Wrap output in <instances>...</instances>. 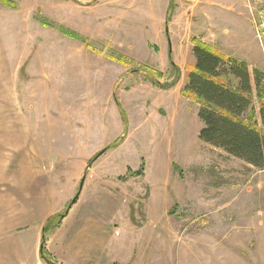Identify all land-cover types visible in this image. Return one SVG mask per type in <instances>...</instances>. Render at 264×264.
Here are the masks:
<instances>
[{
  "label": "rangeland",
  "instance_id": "rangeland-1",
  "mask_svg": "<svg viewBox=\"0 0 264 264\" xmlns=\"http://www.w3.org/2000/svg\"><path fill=\"white\" fill-rule=\"evenodd\" d=\"M8 1L17 7L0 6L10 10L32 8L37 13L38 22L46 28L37 29V43L32 49L41 54L36 60V68L43 65L49 72L48 76L58 82L49 84L48 98L52 100L59 97L62 100L75 94V99L85 104H69V117L63 113V117L67 115L70 118L69 123L80 120L78 116L84 113L92 114L102 101L100 96L103 97L111 73L109 62L103 61L100 55L110 47L107 50L108 60L131 68L133 76L140 77L144 73V76L149 77L150 84L164 90L178 78L182 90L187 69L184 70L183 79L182 74L176 72L173 81H167L171 74H164L166 79L159 82L158 79L161 80L164 75L150 66L162 53L169 57L171 63L172 50H176L179 44L181 51L188 53L193 40H199L224 55L240 60L243 59L242 42L250 43L253 52L246 51L250 55H245L248 60L246 62L245 59V62L252 68L264 71V0H201L194 29L172 25L178 15L173 0H170L171 5L165 0ZM163 4L166 5L165 17L159 23L152 14L158 12ZM243 7L253 22L248 33L241 26L245 20L239 17ZM179 35L186 36L185 41H175ZM26 82V86H30L28 90H0V151L5 152L6 158L12 155L14 141L20 140L14 137V132L28 130L30 125L24 111L28 100L20 101V93L28 91V98L34 97L36 93L33 86L36 87L38 80ZM36 89L41 97L43 91ZM182 99L178 105L167 92L159 93L150 87L134 85L128 95L127 107L123 110L118 101L119 96H115L120 116L125 126L129 127L131 138L125 148L111 157L104 156L92 167L95 172L105 171L107 165L117 170L122 165L130 168L127 175L120 178L124 180V186H119L123 191H118L116 197H126L125 200L133 201L131 216L128 218L127 209H121L116 212L115 219L120 220L119 224L124 229L131 225L130 217L134 218L135 224H143V202L147 197H184L186 201L193 197V204L212 199L210 214L202 209L199 215L192 214L189 217L184 215L185 209L174 201L170 214L164 217V225L177 220L179 214L183 216L180 219L179 215L178 218L182 232L185 230L188 233L189 228L191 231L199 230L209 225L211 231L207 232L206 238L207 245L209 241L212 242L213 264H264V171L201 142L198 134L203 123L198 118L199 104L187 98ZM22 101L23 107L20 105ZM158 110L164 114L159 115ZM146 116L150 117L148 121L145 120ZM160 134L165 135L164 144ZM162 148H165V154L161 153ZM168 152L170 154L167 156ZM170 155L175 163L173 168L171 165L166 168ZM96 157L88 161V165ZM74 160H83V155L74 154ZM175 166L178 169L175 170ZM145 169H148L147 175L144 174ZM40 172L50 178V212L60 210L50 217L52 221L45 233L49 242L46 245L50 253L48 256L54 264L67 263V250H62L59 243L61 240L67 241L68 237L73 240L76 236L79 216L76 210L69 211V215L67 210L80 191L84 169L69 171L68 176L61 171L56 174L55 170ZM6 173L12 176V166L6 171H0V180L4 181L0 184V191L4 188L7 196L12 192V184L5 182ZM51 175H55L52 180ZM165 182L169 184V194L163 191L164 186L161 184ZM83 207H86V203ZM63 216L68 218L64 220ZM253 227L256 231L252 230ZM58 229L60 232H57ZM198 234L195 237L200 238ZM257 245L260 248L258 251ZM253 246L256 248L255 253Z\"/></svg>",
  "mask_w": 264,
  "mask_h": 264
},
{
  "label": "crops",
  "instance_id": "crops-1",
  "mask_svg": "<svg viewBox=\"0 0 264 264\" xmlns=\"http://www.w3.org/2000/svg\"><path fill=\"white\" fill-rule=\"evenodd\" d=\"M165 1L171 5L170 0ZM174 2L178 15L172 25L189 26L194 29L195 16L201 0H173ZM244 7L239 17L245 20L241 26L247 29L246 33H248L253 22ZM165 9L166 5H161L160 10L154 12L152 17L161 23L165 17ZM36 17L37 13L35 14L32 8L10 10L0 6V90H28L30 86H26V81L35 79L38 80L36 87L43 91V95L39 97L36 87L33 86L36 94L31 98H28V91L20 93L22 96L20 101L28 100L25 104L26 109H23L30 125L28 130L14 132V137L20 140L14 141L11 157L6 158L5 152L0 151V171H6L12 166V176L6 173L7 178H5L6 183L12 184V192L6 196L4 188L0 191V264H48L41 256L42 250L50 255L46 246L49 243L48 236L44 235V229L48 219L60 210L50 212L48 202L52 194V190L49 189L51 182L50 178L45 177L40 171L55 170L56 174L61 171L68 176L69 171L84 169V177L88 167L87 162L109 147L110 150L92 164L78 193L79 197L70 210V212L76 210L79 217H77L75 238L71 240L68 237L67 241L61 240L59 243L62 250H67L65 252L67 263L62 262V264H213L212 242L209 241L207 245L206 238L207 232L211 231L209 225L200 227L199 230L191 231L189 228L188 233L185 230L182 232V225L178 219L179 215L180 219L183 217L181 214L177 215V220L164 225V217L170 214L174 201L182 206L179 205L180 208L185 209L184 215L189 217L192 214L199 215L202 209L209 211L210 214L212 199L197 200L198 203L193 204L195 201L193 197L190 199L186 197L187 201L184 197H147L143 202L142 213L146 222L144 220L143 224H135L134 218L130 217L131 225L128 229H124L120 226V220L115 219V214L121 209H127L129 218L133 201L125 200L126 197H116V193L123 191L119 186H124L122 179L130 168L122 165L117 170L116 167L107 165L105 171L101 172H95L92 168L104 156L111 157L125 148L131 138L129 127L125 126L120 116L115 96H119L118 101L124 110L128 104V95L134 85H138L150 87L159 93L167 92L179 105L184 100L180 93L181 82L164 90L150 84L149 77L144 76V73H140V77L133 76L131 68L114 64L115 62L107 59L109 55L107 50L111 47L106 46L105 48L109 49L104 50L100 58L109 62L108 68L111 74L104 87L103 97L100 96L102 101L92 114L84 113L78 116L80 120L69 123V104L84 106L85 104L76 100L75 94L68 95L62 100L59 97L52 100L48 98L49 84L58 82H55L52 76H48L49 72L43 65L39 69L36 68V60L41 54H37L32 46L37 43V29H46ZM185 39L186 36L179 35L175 41L183 42ZM241 45L243 46L241 60L245 62V55H250L246 51L253 52V48L251 50L252 45L245 44L244 41ZM189 48L191 49L188 53L182 52L179 44L176 50H172L173 62L179 74H182V79L184 70L195 61L192 46ZM150 67L160 74H171L168 82L174 80L177 72L172 69L169 57L165 53L158 56V60ZM38 75L41 77H37ZM165 79L164 75L158 80L164 82ZM185 81L186 78L184 84ZM60 83L63 85L62 80ZM20 105L23 107L24 101L20 102ZM157 112L159 115L164 114L162 110ZM63 113L68 117L67 115L63 117ZM149 118L146 116L145 120L148 121ZM32 122H34L33 126ZM144 134L146 135L145 131ZM160 136L164 144L165 135L160 134ZM161 150V153L165 154V148ZM79 153L83 155V160H74V154ZM169 154L170 152L167 156ZM168 159L170 162L168 161L166 168L170 165L172 167L175 163L171 155ZM147 171L148 169H145V175ZM51 176V180L55 178V175ZM1 183L4 181L0 180ZM161 185L164 186V193L169 194L168 182ZM77 203H79L78 208L75 207ZM85 203L86 207H83ZM137 204L139 207L140 204L138 202ZM224 208L228 209V207ZM67 218L68 216L64 217V220ZM252 230L256 231L254 227ZM197 233L200 238L195 237ZM43 239H45L44 245ZM256 248L257 251L260 249L258 245ZM256 248L253 246L254 253Z\"/></svg>",
  "mask_w": 264,
  "mask_h": 264
},
{
  "label": "trees",
  "instance_id": "trees-1",
  "mask_svg": "<svg viewBox=\"0 0 264 264\" xmlns=\"http://www.w3.org/2000/svg\"><path fill=\"white\" fill-rule=\"evenodd\" d=\"M0 4L17 7L8 0H0ZM192 55L195 61L186 68L181 96L199 104L198 118L203 123L199 140L264 171V71L250 68L246 62L199 40H193ZM170 60L172 69L179 73L172 55ZM41 256L46 263L54 264L44 250Z\"/></svg>",
  "mask_w": 264,
  "mask_h": 264
},
{
  "label": "water",
  "instance_id": "water-1",
  "mask_svg": "<svg viewBox=\"0 0 264 264\" xmlns=\"http://www.w3.org/2000/svg\"><path fill=\"white\" fill-rule=\"evenodd\" d=\"M108 150H109V149L106 148V149L103 150L100 154H98L97 157H96L93 161L90 162V164L88 165V167L86 168V171H85V173H84V177H83L82 182H81L80 190H81L82 187H83L84 181H85V179H86V176H87V174H88L89 169L91 168V165H92V164H93L98 158H100L103 154H105L106 151H108ZM78 197H79V194H77V196L73 199L71 205L69 206V209L67 210V213H69V211L71 210L72 206L76 203ZM67 213H66V214H67ZM64 217H66V216H64ZM42 248H43V247H42Z\"/></svg>",
  "mask_w": 264,
  "mask_h": 264
},
{
  "label": "built area",
  "instance_id": "built-area-1",
  "mask_svg": "<svg viewBox=\"0 0 264 264\" xmlns=\"http://www.w3.org/2000/svg\"><path fill=\"white\" fill-rule=\"evenodd\" d=\"M116 234L118 235L119 233L117 232Z\"/></svg>",
  "mask_w": 264,
  "mask_h": 264
}]
</instances>
